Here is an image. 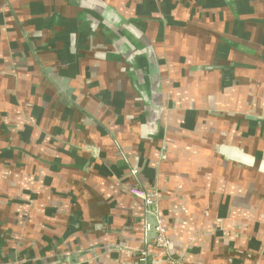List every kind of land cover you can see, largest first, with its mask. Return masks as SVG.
Returning <instances> with one entry per match:
<instances>
[{"label":"crops","instance_id":"obj_1","mask_svg":"<svg viewBox=\"0 0 264 264\" xmlns=\"http://www.w3.org/2000/svg\"><path fill=\"white\" fill-rule=\"evenodd\" d=\"M144 249L264 264V0H0V264Z\"/></svg>","mask_w":264,"mask_h":264},{"label":"built area","instance_id":"obj_2","mask_svg":"<svg viewBox=\"0 0 264 264\" xmlns=\"http://www.w3.org/2000/svg\"><path fill=\"white\" fill-rule=\"evenodd\" d=\"M129 191L134 196L138 197L142 200L145 206L146 213H150L156 216L157 218V236L154 241V246L158 249H167L170 244V238L168 236L167 227L165 225V220L162 215L159 213L157 207V199L159 192L157 189L146 190L137 186H132L129 188ZM155 205L156 209L154 211L150 210V207ZM143 228L145 232L149 230V224L145 221ZM139 263L140 264H149L150 263V251L148 249H144L139 254Z\"/></svg>","mask_w":264,"mask_h":264},{"label":"water","instance_id":"obj_3","mask_svg":"<svg viewBox=\"0 0 264 264\" xmlns=\"http://www.w3.org/2000/svg\"><path fill=\"white\" fill-rule=\"evenodd\" d=\"M107 16H110V14H108ZM148 54H149L148 55L149 77L152 86V91L153 94L155 95L153 98V105L159 108L160 107V101H159L160 96L158 94L159 84H160L159 65L155 58V54L151 48H149ZM65 90L67 91V89ZM155 209H156L155 205L150 207L151 211H154ZM145 221L149 224V230L146 232L147 240L149 241L150 244H153L157 236V231H156L157 218L153 214L146 213Z\"/></svg>","mask_w":264,"mask_h":264}]
</instances>
